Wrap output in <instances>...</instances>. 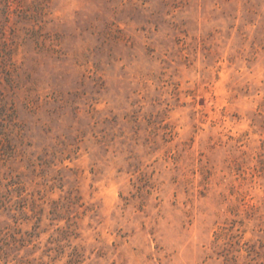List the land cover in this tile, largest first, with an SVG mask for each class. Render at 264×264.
<instances>
[{
    "label": "rangeland",
    "instance_id": "374dc122",
    "mask_svg": "<svg viewBox=\"0 0 264 264\" xmlns=\"http://www.w3.org/2000/svg\"><path fill=\"white\" fill-rule=\"evenodd\" d=\"M0 264H264V0H0Z\"/></svg>",
    "mask_w": 264,
    "mask_h": 264
}]
</instances>
